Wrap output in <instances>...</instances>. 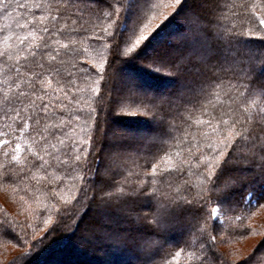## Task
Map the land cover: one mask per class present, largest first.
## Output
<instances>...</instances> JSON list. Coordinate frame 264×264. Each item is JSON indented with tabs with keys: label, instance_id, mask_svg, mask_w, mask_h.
Instances as JSON below:
<instances>
[{
	"label": "snow or ice",
	"instance_id": "1",
	"mask_svg": "<svg viewBox=\"0 0 264 264\" xmlns=\"http://www.w3.org/2000/svg\"><path fill=\"white\" fill-rule=\"evenodd\" d=\"M185 3L179 48H148L168 20L158 9ZM258 7L264 2L0 0V183L48 229L36 244L58 230L49 227L53 215L77 217L78 244L131 249L138 264H236L217 245L245 235L252 207L264 201ZM137 61L168 69L178 90L160 94L125 79ZM117 80L150 116V127L118 142L107 126L125 103L113 95ZM92 208L135 230L87 226L76 236ZM31 217L0 214V236L18 238ZM174 230L181 240L166 247ZM257 251L242 264H264Z\"/></svg>",
	"mask_w": 264,
	"mask_h": 264
},
{
	"label": "trees",
	"instance_id": "2",
	"mask_svg": "<svg viewBox=\"0 0 264 264\" xmlns=\"http://www.w3.org/2000/svg\"><path fill=\"white\" fill-rule=\"evenodd\" d=\"M154 3L161 4H172L173 0H153ZM239 2V0H237ZM262 3L264 0H248V3ZM190 5L188 3L177 5L175 7H161L158 9L160 13H163L164 16L168 17L167 23L165 24L164 30L153 37L152 41L149 43L148 48L156 47L159 45H163L168 48H179L180 43L173 41L171 36L175 33H172L171 30L174 29L173 32H176L178 35H183L186 27V13L189 11ZM258 12L264 13V7H258ZM0 23H3L0 20ZM155 24H163L165 21L163 19L156 20ZM227 23V22H226ZM233 23H239L238 21H233ZM231 26V24H229ZM256 47H260L259 42H257ZM93 55H95V50L93 51ZM142 63L144 67H142ZM148 62H130L125 67V79L136 82V79L139 78L142 81V85L144 88L152 89L160 94H170L175 93L179 88V81L172 76L168 75V69L156 66L159 68V72L149 71L146 66ZM161 71L163 73H161ZM140 85V83H137ZM173 87L171 90L167 89L168 87ZM152 86V87H151ZM113 87L117 89L113 95L117 98L124 99L125 103L121 107H117L114 113L111 116L107 117L108 125L110 127V136L114 141H119L121 138V134L128 130H140L147 129L150 127L149 121L150 116L145 115V113L138 107L136 104L131 103L130 100L127 99L128 92L126 90L121 94V89L124 88V85L121 81L117 80ZM105 114H101V118L103 119ZM195 181V178H194ZM21 193L13 191V186L8 184L0 183V214H7L10 218H16L23 222L26 216L31 217L30 212L25 211V206L22 201H20L19 196ZM65 195L68 196L67 192ZM70 199V196H68ZM43 199V197H41ZM262 206H253L251 209V215L248 219L245 220V223L249 226L248 232L238 238L218 243V248L221 252H224L229 261H236V264H242L243 258L246 257L253 249L246 253L242 254L237 252V247L246 243L247 241H255V248H259L260 251H257V257H264V201L261 202ZM35 207V205H33ZM94 215V216H93ZM92 218L91 221L88 220L86 224H93V226L103 225L107 228H114L120 230H135V225L129 224L120 220L119 218H109L103 214L101 210H97L95 208L88 209L83 218L80 219L85 220V218ZM77 217H65L63 220H60L57 217L55 221V225L53 227H57V231L55 232V238H57L54 242L56 246L51 247L54 244L49 245L48 243L36 244L35 240L29 246H23L22 239L24 237L32 236V230L30 227L27 228L24 232L20 229H16V234L18 238L14 237H5L0 236V264H138V260L133 261L132 259L138 258L137 254L131 249H119L115 248L111 245L104 244L98 247H85L78 246V244H71L72 248L66 250V244L68 243V238L72 237V229L74 226H71V230L65 236H61L59 233L61 231V227L65 225H70L73 222L77 221ZM29 223L32 226H42V222L40 219L31 217L29 219ZM79 233V232H78ZM84 235H88L89 233L85 232ZM29 235V236H28ZM38 236V235H37ZM37 236L35 237L37 239ZM52 238V237H51ZM38 237L37 240H39ZM72 239V238H71ZM51 240V239H49ZM48 240V242H49ZM169 244L166 247L174 248L175 245L181 240V233L178 230L171 231L168 234ZM47 242V241H46ZM8 244H15L24 249L13 256L6 257L3 261V254H6V247ZM48 244V245H46ZM234 246H236L234 248ZM74 247V248H73ZM243 255V256H241ZM41 257L36 262H32V260ZM159 260V257L156 258ZM183 258L181 257V260ZM252 264H256V260L254 259Z\"/></svg>",
	"mask_w": 264,
	"mask_h": 264
},
{
	"label": "rangeland",
	"instance_id": "3",
	"mask_svg": "<svg viewBox=\"0 0 264 264\" xmlns=\"http://www.w3.org/2000/svg\"><path fill=\"white\" fill-rule=\"evenodd\" d=\"M185 28L186 27H184V30H185ZM174 31V29H172L171 30V32L172 33H175L174 35H172L171 36V38H172V40L173 41H176V42H181L180 41V37H181V35H178V34H176V32H173ZM161 73H163L162 71H161ZM136 82L137 83H140V85H142V81H140L139 80V78H137L136 79ZM142 86H144V85H142ZM152 87V86H151ZM173 87V84L171 85V87H168L167 86V89H169V90H171V88ZM94 216V215H93ZM57 217L58 216H56V215H53L52 216V224H50L49 225V227H53L54 225H55V221H56V219H57ZM92 218L93 217H91V218H89V217H87V218H85V220H82L81 222H80V228H79V230L77 231V233H76V236H79V235H81V234H83L84 233V228H86L87 226H93V224H91V225H89V224H86L87 222H88V220L89 221H91L92 220ZM91 219V220H90ZM75 224H76V222H73V223H71L70 225H65L64 227H61L62 229H61V231L59 232L60 234H61V236H65V235H67V233L71 230V226H75ZM30 230H32V236L30 235V237H24L23 239H22V245L24 246H27L26 248H29V246L32 244V242H34V240L36 241L37 239H38V237H41L48 229L47 228H45V226L44 225H42V226H40V227H36V226H31L30 227ZM33 232H35V235H33ZM79 232V233H78ZM55 234L56 233H53V235H52V238L50 237L49 239H51V240H49V242H48V240H47V242L46 241H44V243H48L49 245H51V244H54V242H55V240L58 238H55L54 236H55ZM69 234V233H68ZM38 235V236H37ZM29 236V235H28ZM37 236V239L35 238ZM68 238V239H67ZM72 238V239H71ZM66 239L68 240V243L66 244V250L67 249H69L70 247L72 248V246H71V244H78L77 242H76V237H74V236H72V237H70V236H68V237H66ZM48 244H46V245H48ZM53 246H56L55 244L54 245H52L51 247H53ZM78 246H81L80 244H78ZM236 246H234V248H235ZM253 247L255 248V241L253 240V241H247L246 243H244V244H242V245H240V246H238L237 247V252H239V253H242V254H246V253H248V252H250L252 249H253ZM74 248V247H73ZM252 248V249H251ZM6 250V254H3L4 256L2 257V259L5 257V256H7V257H10V256H13V255H15V254H18V253H20L23 249H24V247L23 248H21V247H19V246H16L15 244L13 245V244H8L7 245V247L5 248ZM250 250V251H249ZM241 256H243V255H241ZM41 257H38L37 259H35V260H32V262H36V260H39ZM6 259V257L3 259V261ZM133 261H136V260H138V258H136V259H132Z\"/></svg>",
	"mask_w": 264,
	"mask_h": 264
}]
</instances>
